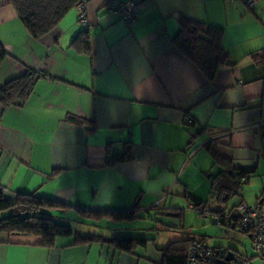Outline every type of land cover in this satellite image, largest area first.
Returning a JSON list of instances; mask_svg holds the SVG:
<instances>
[{"label": "crops", "instance_id": "crops-1", "mask_svg": "<svg viewBox=\"0 0 264 264\" xmlns=\"http://www.w3.org/2000/svg\"><path fill=\"white\" fill-rule=\"evenodd\" d=\"M120 1L135 2L128 25L106 10L103 0H90L87 29L74 8L54 31L35 39L9 0H0V45L6 53L0 86L29 69L44 71L24 104L0 107L4 198L28 193L63 203L59 221L70 226L67 216L74 213L77 220L79 209L134 215L77 221L91 231L72 228V236L58 237L51 247L36 236L0 232V264H164L162 249L171 243L196 239L210 246L205 235L173 234L177 226L169 223L149 228L153 237L105 233L118 230L120 222L143 218L141 213L149 218V210L170 215L179 203L172 205V197L188 205L200 202L210 191V175L220 169L209 147L233 168L252 171L226 203L211 197L212 210L236 217L241 202L264 207V55L259 54L264 50V0L252 7L244 0ZM180 16L223 29L221 45L229 62L211 80L174 44ZM83 30H88L89 45L78 50L72 41ZM186 116L192 119L189 125ZM126 143L131 159L108 163ZM209 218L219 228L218 237L238 241L243 250L212 247L264 264L253 256L249 234L232 221ZM75 234L146 242L124 252L101 242L73 244Z\"/></svg>", "mask_w": 264, "mask_h": 264}, {"label": "trees", "instance_id": "trees-1", "mask_svg": "<svg viewBox=\"0 0 264 264\" xmlns=\"http://www.w3.org/2000/svg\"><path fill=\"white\" fill-rule=\"evenodd\" d=\"M76 1L9 0L28 34L35 39L44 38L54 31L60 20L75 8ZM178 22L180 31L174 40L176 48L206 79L211 80L217 69L229 62V53L221 45L223 29L185 16H180ZM87 31H81L74 38L72 41L74 48L85 50L88 47ZM259 54L264 55V50ZM259 54H255V56L258 57ZM5 56L6 53L0 45V65ZM37 77L36 70L29 69L1 85L0 107L5 109L13 105L21 106L24 104ZM208 150L213 164L220 166L215 174L210 175V195L216 201L226 203L230 198L239 194L242 185L247 182L252 171L245 168H233L228 160L222 158L211 147ZM131 156L130 144L126 143L125 149L120 154H114L108 158V163L127 161L131 159ZM191 203L195 207L202 205L201 202L193 200ZM65 207V204L58 201L28 193H17L13 200H8L4 198L0 189V232L9 235L36 236L41 239L42 245L51 247L58 237L73 235L72 227L59 221L63 218L61 214H64ZM77 211L80 214L77 221L81 223L89 222L92 219L97 220L101 215L112 220H129L134 217L133 211L106 213L82 209ZM208 211L218 215L220 217L218 219L222 223L228 216L219 210ZM191 240L174 242L162 249L164 264H184ZM81 242H101L116 250L130 252L137 246L145 245L146 240L143 238L105 239L98 235L80 236L75 234L71 243Z\"/></svg>", "mask_w": 264, "mask_h": 264}, {"label": "built area", "instance_id": "built-area-1", "mask_svg": "<svg viewBox=\"0 0 264 264\" xmlns=\"http://www.w3.org/2000/svg\"><path fill=\"white\" fill-rule=\"evenodd\" d=\"M89 1L77 0L75 4L78 22L82 24L84 29H87L89 24L87 15ZM257 1L244 0L250 7L254 6ZM103 6L106 10L117 13L127 25L134 20V1L103 0ZM36 72L38 75H44L41 68H37ZM184 122L185 124H191V117L186 116ZM189 208L204 215L205 218L216 215L205 210L202 205L196 208L192 203H189ZM236 212V217L228 215L225 217L226 220L228 222L232 221L239 232L250 235L253 256L264 263V207H249L244 203H240L236 206ZM216 216L220 218L218 215ZM228 254L229 250L226 248L208 246L199 240L192 239L187 249L184 264H252L251 257L247 255L233 253L231 259L227 260Z\"/></svg>", "mask_w": 264, "mask_h": 264}, {"label": "rangeland", "instance_id": "rangeland-1", "mask_svg": "<svg viewBox=\"0 0 264 264\" xmlns=\"http://www.w3.org/2000/svg\"><path fill=\"white\" fill-rule=\"evenodd\" d=\"M211 165L209 167V170H212L210 172L214 173L215 168H212ZM187 195H190L191 197H196L194 194H190V193H188ZM171 196L173 195L171 194ZM172 199H173L172 205H175L178 202L179 203L177 206H174L176 207L175 212H168V213H171L170 215H160V214L157 215L155 211L149 210L148 211L149 218H147L146 213H141L142 210H140V213L144 215L143 218L138 217L134 221L120 222L118 223V226L116 227L118 230H115L114 232L106 230L105 231L106 235L111 236L112 234L115 233L116 235L115 237H121L124 235H127V236L138 235V236L150 237V234H151V237H153L154 235L152 234L151 229L149 228H151L152 226L160 227V224L158 223H161V224L169 223L168 225L175 224L177 226L176 230H173L175 232L173 234L180 235L182 232H184L186 234L193 233L195 235H205L207 236V239L209 240L208 243L210 246L222 245L223 247L229 246V247L238 248L239 250H243L242 244H240L238 241L235 242L232 240L222 239L218 237L220 235V232H219V228L217 227V225H213L209 217H208L209 219L205 218L204 215L198 213L195 210L190 209L186 200L181 198L182 201L180 202V200H176L175 197H172ZM198 200L201 202L205 210H212L216 206L215 201L211 199L209 190L205 192L202 199H198ZM178 212L180 213V216H177ZM74 215H75L74 213H70V215L67 216L68 218L67 221L68 223L71 224L72 228L74 229L80 228L82 232L91 231L90 227H83L77 224L78 222ZM70 218L73 221H71ZM162 218L168 220L169 222L168 221L165 222ZM246 245L248 246L249 243L248 244L246 243ZM251 252H252V249H251Z\"/></svg>", "mask_w": 264, "mask_h": 264}, {"label": "water", "instance_id": "water-1", "mask_svg": "<svg viewBox=\"0 0 264 264\" xmlns=\"http://www.w3.org/2000/svg\"><path fill=\"white\" fill-rule=\"evenodd\" d=\"M168 214H171V213H168ZM232 256H233V252H232V251H229V254H228L227 260L231 259Z\"/></svg>", "mask_w": 264, "mask_h": 264}]
</instances>
